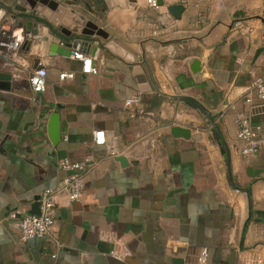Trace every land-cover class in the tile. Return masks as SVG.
I'll list each match as a JSON object with an SVG mask.
<instances>
[{
    "label": "crops",
    "instance_id": "crops-1",
    "mask_svg": "<svg viewBox=\"0 0 264 264\" xmlns=\"http://www.w3.org/2000/svg\"><path fill=\"white\" fill-rule=\"evenodd\" d=\"M56 1L108 37L91 36V54L77 50L95 55L98 73H84L73 55L49 53L46 24L31 35L14 0H0V24L23 36L18 65L47 69L46 88L35 93L27 73L12 79L0 57V264H183L194 263L202 247L207 264H264V145L242 157L236 138L237 114L250 108L237 93L264 79V0H157L156 7L118 0L111 8L104 0ZM174 4L183 5L179 16L169 10ZM62 71L74 77L61 81ZM134 94L141 101L130 118L124 101ZM55 114L57 143L48 134ZM252 120L264 123V115ZM173 125L188 128L189 137L173 135ZM94 130L124 149L126 164L93 142ZM87 154L96 165L84 172L80 200L59 195L52 233L20 241L10 214L26 213L43 189L61 185L60 160ZM105 230L126 243L124 261L110 256Z\"/></svg>",
    "mask_w": 264,
    "mask_h": 264
},
{
    "label": "built area",
    "instance_id": "built-area-1",
    "mask_svg": "<svg viewBox=\"0 0 264 264\" xmlns=\"http://www.w3.org/2000/svg\"><path fill=\"white\" fill-rule=\"evenodd\" d=\"M199 0H181L182 3ZM149 6L156 7L157 0H146ZM23 44V36L16 35L13 31L0 32V57L3 67H12L10 76L12 79H19L27 73V82L31 90L35 93H41L46 88L47 69L42 62L27 71L26 68L18 65L16 56ZM75 58L82 62V71L84 73L97 74L98 69L93 64V59L89 55L81 52H75ZM238 61V60H237ZM61 81L74 77L72 71H62L58 75ZM230 91L227 92L226 98ZM238 98H242L250 104V108L240 111L237 114L236 138L241 142L238 152L242 157H251L256 155L264 145V123L253 122V117L264 115V79L262 77L254 78L248 90L239 91ZM141 101L140 94H134L124 101V106L129 110L130 118L136 116L137 112L133 108L135 104ZM229 104V103H228ZM225 103V106L228 107ZM93 142L99 145H108L110 156L116 157L124 153V149L119 148L114 139H107L103 130H94ZM154 141V140H153ZM96 160L92 154H87L80 159L63 158L59 162V167L65 171V177L57 188H46L38 195L40 202V214H20L19 211L12 212L10 218L14 221L18 229L20 241H28L34 238H42L52 233L54 225L55 208L59 195H64L70 202L80 200L83 193L84 180L83 175L86 170L94 167ZM100 238L110 242V256L124 261L130 255L126 243L121 241L113 231H102ZM208 250L202 247L194 263L184 262L183 264H207Z\"/></svg>",
    "mask_w": 264,
    "mask_h": 264
},
{
    "label": "water",
    "instance_id": "water-1",
    "mask_svg": "<svg viewBox=\"0 0 264 264\" xmlns=\"http://www.w3.org/2000/svg\"><path fill=\"white\" fill-rule=\"evenodd\" d=\"M14 2V9L24 12L27 16L25 17V27L29 30L28 33L33 36H38L40 31L37 27L40 24H46V26L50 28L51 32H49V34L41 35V38L45 41H49V53L51 55L71 56L79 49L83 50V52H89L86 49L92 44L90 42L91 36H99L104 39L108 37L107 31L98 26L95 22L87 19V17L82 14H79L74 8L66 7L56 0H14ZM104 2L107 7L111 8L118 3V0H104ZM6 9L11 10V7H6ZM3 10H5V8H2V11ZM169 10L173 15L179 16L183 10V5L174 4L170 6ZM63 17L65 18L63 19ZM48 21L50 24H48ZM34 25L35 28H32ZM53 26L59 27L58 34H62V37L53 33L55 32L52 28ZM11 29L12 25L9 23H5L3 25L0 24V31H11ZM32 42L33 39L29 37V35H26L24 46L29 48ZM106 47L129 61L133 60L132 56L114 41H108L106 43ZM89 54L91 53L89 52ZM89 56L92 58L95 57V55ZM144 89L148 90V87L143 88V90ZM208 117L211 119L210 114H208ZM209 122L214 124V121L212 120ZM171 132L175 136L189 137L190 135V130L180 125H173L171 127ZM212 133L222 154L227 157L228 171H230L228 162L229 151L220 136V132L214 128ZM48 134L54 143H57L60 140V124L57 114L53 115L49 121ZM117 159L121 161L122 164L127 163L124 156H119ZM38 199L39 196L34 198V202L31 204L30 210L24 214H40V202Z\"/></svg>",
    "mask_w": 264,
    "mask_h": 264
}]
</instances>
